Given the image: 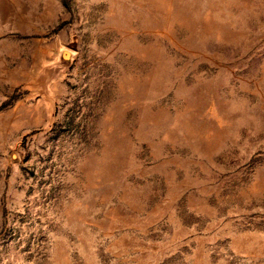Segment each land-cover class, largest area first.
Masks as SVG:
<instances>
[{
	"label": "rangeland",
	"instance_id": "obj_1",
	"mask_svg": "<svg viewBox=\"0 0 264 264\" xmlns=\"http://www.w3.org/2000/svg\"><path fill=\"white\" fill-rule=\"evenodd\" d=\"M0 264H264V0H0Z\"/></svg>",
	"mask_w": 264,
	"mask_h": 264
}]
</instances>
